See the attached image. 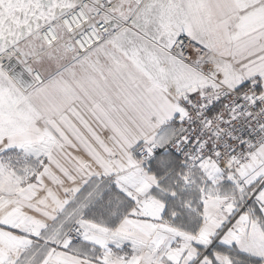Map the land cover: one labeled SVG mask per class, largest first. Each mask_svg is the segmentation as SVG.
Masks as SVG:
<instances>
[{
  "label": "snow or ice",
  "instance_id": "snow-or-ice-1",
  "mask_svg": "<svg viewBox=\"0 0 264 264\" xmlns=\"http://www.w3.org/2000/svg\"><path fill=\"white\" fill-rule=\"evenodd\" d=\"M0 264H264V0H0Z\"/></svg>",
  "mask_w": 264,
  "mask_h": 264
}]
</instances>
